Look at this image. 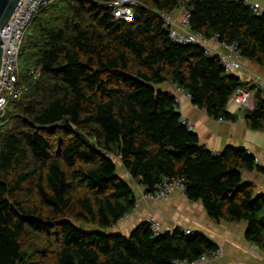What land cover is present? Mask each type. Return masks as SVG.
<instances>
[{
  "label": "trees",
  "instance_id": "16d2710c",
  "mask_svg": "<svg viewBox=\"0 0 264 264\" xmlns=\"http://www.w3.org/2000/svg\"><path fill=\"white\" fill-rule=\"evenodd\" d=\"M107 1L58 0L23 40L28 90L0 123V264H176L219 248L182 227L155 233L149 221L129 235L107 231L137 200L120 167L148 192L185 178L190 200L202 201L215 222L246 221L247 239L264 250V192L243 178L258 168L255 156L201 144L172 92L157 87L180 86L213 118L237 121L228 106L247 83L202 46L171 39L162 14L180 0H138L132 20L117 19ZM187 5L192 31L236 42L243 58L264 66V11L246 0ZM34 67L39 79L29 74ZM243 117L264 130L263 88Z\"/></svg>",
  "mask_w": 264,
  "mask_h": 264
},
{
  "label": "crops",
  "instance_id": "0c3cea01",
  "mask_svg": "<svg viewBox=\"0 0 264 264\" xmlns=\"http://www.w3.org/2000/svg\"><path fill=\"white\" fill-rule=\"evenodd\" d=\"M261 5L264 11V0H252ZM172 18L179 22L181 10L172 13ZM215 48L219 43L212 42ZM243 71L236 72L244 82L247 73H253L264 81V66L243 58ZM157 87L166 92H173L175 85L163 82ZM264 89V87H263ZM180 113L183 118L194 122L193 131L198 134L200 143L213 152H220L226 147L247 149L259 159L258 168L244 171L243 178L251 182L256 194L264 192V130L252 129L241 112L237 111V121L217 120L202 108L197 107L190 97L181 95ZM228 111L232 113V110ZM139 206L132 213L125 215L117 224L108 228L112 233L129 235L140 222L150 218L157 219L164 230L176 227L191 228L212 240L223 254L217 258L197 263L183 264H264V250L246 237L247 222H230L222 220L215 222L211 219L202 201L190 200L185 193L175 190L163 200H141L137 197Z\"/></svg>",
  "mask_w": 264,
  "mask_h": 264
},
{
  "label": "built area",
  "instance_id": "2783aa9c",
  "mask_svg": "<svg viewBox=\"0 0 264 264\" xmlns=\"http://www.w3.org/2000/svg\"><path fill=\"white\" fill-rule=\"evenodd\" d=\"M56 1L58 0H19L12 16L0 29V35L3 40L2 47H4L0 69V123L6 116L9 103L20 100L23 94L28 90L27 85L23 83L20 78V51L31 22L41 10ZM187 1L188 0H180L181 6L176 9L181 10V19L179 22H176L172 18V14H162L165 23L169 26L171 39L177 44H195L202 46L209 57H216L219 60L227 73L243 71V56L238 43L233 42L227 44L220 40L219 35L207 37L201 32L192 31L190 25L191 12L183 7ZM104 4L113 10V14L117 19L132 20L134 17V8L139 4V1L110 0ZM246 4L258 14L263 11L261 5L257 2L246 0ZM213 41L219 43L220 48H215L212 45ZM29 74L34 78L39 79L41 76V68L34 67L29 71ZM247 76V84L237 88L228 106L229 109L232 110V113L240 111L241 116H243L244 111L253 110L255 108L256 92L259 88L264 87V81L260 76L250 72L247 73ZM172 94L175 97L177 111L180 112L181 95H187L190 98L191 95L185 92L180 86H175ZM182 122L187 125L188 129H194L195 124L191 120L182 118ZM255 162L258 164L259 159L255 158ZM120 175L133 183L136 195L141 200H162L175 190H180L183 193L186 191V180L183 177L165 178L163 183L157 186L155 191L148 192L134 182L132 175L128 171L122 169ZM137 200L135 209L139 206ZM148 221L155 233L168 231L164 230L155 218H150ZM183 230L185 234L189 235L196 232L191 228H183ZM222 254V249L218 248L211 255L205 253L194 262L177 261L176 264L203 262L211 258H217Z\"/></svg>",
  "mask_w": 264,
  "mask_h": 264
},
{
  "label": "water",
  "instance_id": "95a60500",
  "mask_svg": "<svg viewBox=\"0 0 264 264\" xmlns=\"http://www.w3.org/2000/svg\"><path fill=\"white\" fill-rule=\"evenodd\" d=\"M19 0H0V29L8 22L10 17L12 16ZM186 8L190 11V7L187 5ZM167 32H169L168 24L164 25ZM2 37L0 35V69L2 65V57L4 54V47H2ZM58 125V124H56ZM79 135L85 142H89V139L86 137L84 133L79 132Z\"/></svg>",
  "mask_w": 264,
  "mask_h": 264
},
{
  "label": "rangeland",
  "instance_id": "374dc122",
  "mask_svg": "<svg viewBox=\"0 0 264 264\" xmlns=\"http://www.w3.org/2000/svg\"><path fill=\"white\" fill-rule=\"evenodd\" d=\"M27 33H28V32H27ZM25 37H26V36H25ZM24 39H25V38H24ZM20 69H22V70H21L22 72H26V66H25L23 60H20ZM118 165H120V163H118ZM120 172L122 173V168H121V167H120ZM173 192H174V191H173ZM170 194H171V193H170ZM170 194H169V195H170ZM169 195H168V196H169ZM168 196H167V197H168ZM167 197H166V198H167ZM164 199H165V198H164ZM162 200H163V199H162ZM157 201H159V200H157ZM160 201H161V200H160ZM148 220H149V219H148ZM148 220H147V221H148ZM156 220H157V219H156ZM157 221H158V220H157ZM158 222H159V221H158ZM159 223H160V222H159ZM80 226L83 227V228H85V229H87V230L94 229V227H91V226H88V225H83V224L81 225V224H80ZM160 226L162 227L161 224H160ZM162 228H163V227H162Z\"/></svg>",
  "mask_w": 264,
  "mask_h": 264
}]
</instances>
